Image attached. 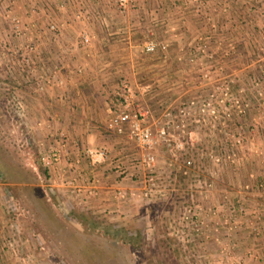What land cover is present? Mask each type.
I'll use <instances>...</instances> for the list:
<instances>
[{"label":"rangeland","instance_id":"1","mask_svg":"<svg viewBox=\"0 0 264 264\" xmlns=\"http://www.w3.org/2000/svg\"><path fill=\"white\" fill-rule=\"evenodd\" d=\"M189 1L194 3H192L193 8L191 10L186 7ZM44 2L45 0H0V144L20 155L24 154L25 150L27 151L29 148L34 149L40 155L46 168L47 177L46 180L41 178L39 184L42 185L44 192L50 191L49 188H52L51 190L57 195L61 211L79 229H82V225L77 217L84 214L87 217H94L103 225L124 227L131 235L138 236L140 244L139 248L127 252L125 255L122 254L116 259L109 257L105 251L106 249L100 248L98 245L100 249H96L97 255L107 256L100 258L98 261L94 259L89 262L85 252L79 250L80 245L83 244L81 239H78L71 232H67L69 229L62 228L65 233L62 240L59 241L43 228L36 216H34L35 219H31V221L33 219L34 221L30 222L28 220L29 212L6 192L5 186L0 180V264H96L97 262L99 264H175L169 259L164 248L163 243L166 242L171 243L175 248L180 264H264V209L260 206L262 196L255 199L256 195L251 194L255 192L264 195V129L262 127L264 122H258L260 114L263 113L258 109L262 108L264 102V0L175 1L176 4L173 5L175 10L169 11L173 13L171 17L175 19L174 23L170 25L172 32L180 36L179 32L183 31L184 36H186L188 31L179 22L185 19H191L193 22L197 21L193 18L194 15L191 17V13H197L201 15V19H204L205 22V27L199 34L207 36L203 41L199 39L202 36L191 40L192 45L196 47L201 43L207 46L206 56L202 55L199 60L197 59L199 63H195L199 66L198 69L200 68L199 76L195 74L192 80L195 87L206 83L207 85L199 90H192V95L202 94L189 97L186 100L205 97L210 99V94L217 92L213 89V86L217 83L220 84V82L227 86L230 84L229 92H232V94L237 95L240 93L242 95L247 93L249 105L246 116L245 118L239 117L235 122L241 132V140L237 146L227 139L224 141L223 153L225 157L221 169L218 170L219 175L215 176L210 171L201 174V176L198 172L191 170L192 180L190 181L183 174L182 168L183 179L179 180L174 169L177 158L182 157L184 164L187 159H195L196 162L200 161L206 165L208 161L203 152L207 151L206 154H213L217 147L214 144H218L217 137L212 133L217 131L215 128H200L201 124H193L190 129L191 132L181 137L183 142L181 148L176 146V140H174L171 141L172 144L170 145L165 144L166 154L159 153L163 163H171L169 175L166 170L168 177L166 176L164 191L159 200L141 203L131 200L129 196L126 199L115 197V193H112L110 199L113 202L106 209L98 202L100 200L98 190L97 195H91L88 189L82 190L79 188L80 190L77 191V188L68 186L64 188V191L60 189L54 191L53 187L50 186L53 183L50 177L56 171L52 170L53 165L49 158H42L49 146L45 141L46 139L43 138L42 130L46 131L48 124L46 121H41L39 116L33 112L28 98L29 95L36 96L34 95L35 92L43 93L44 90L38 87L35 72H32L33 77L31 79L28 76L27 71L34 64L26 54L29 50V47H27L29 37L40 33L37 25L44 21L47 16L51 17L55 13L56 7L54 6L50 5V8L54 11L43 9ZM135 2L136 0L130 2L128 6L133 5ZM237 2L247 7L248 14L253 13V15L250 14L253 17V23H250L251 26L245 24L247 17L244 13L240 14V16L244 15L241 18L236 15L238 16L237 20H241V22L237 21V25H242V27L235 26L237 28L235 29L233 25L227 27L222 24L220 26L217 18L213 14H209V10H207L208 5H213L227 15L233 13L232 7ZM225 6H227V10L222 11ZM244 11L246 12L245 9ZM167 14L168 12H166L165 17ZM147 17L146 15L145 19L149 23L150 20ZM252 17L249 16L248 19L252 20ZM34 23L35 26L32 25ZM212 23L215 25L211 26ZM233 32L240 34L242 38L240 41L246 44L245 48L250 54L245 56L244 63L253 67V71L247 73V75H242V77L246 76L243 80L242 78H235L228 71L221 72L222 69L225 70L224 65L230 58L235 57V53L234 55L225 54L229 44H232L233 51H236L235 40L234 42L229 40L232 34H235ZM243 36L246 38L244 39ZM213 37H217L215 38L216 43L211 40ZM147 41H155L166 45L164 50L157 49L149 53H166L169 48L168 42L148 38L143 44L145 52L147 51L144 49V45ZM214 49L221 55L220 58H215L213 55ZM214 71H217L218 74H213ZM29 91L33 93H27ZM121 92L125 95L127 91L124 87H119L118 92L114 91L111 94L116 97L114 103H119L117 99L122 97L124 102L121 103L126 105L124 95ZM151 100L154 101V107L158 111L157 123L158 119H161L160 116H162L164 110L174 109L176 111L186 101L167 104L166 101L156 97L151 98ZM216 107L231 112V106L227 108ZM142 111H147L146 117L151 112L147 108ZM228 119L223 129L225 133L232 131L234 126L231 118ZM250 134H253L252 141ZM58 135L60 140L61 136ZM225 136L227 137V135ZM56 138L58 139V136L54 138V141L52 140L55 143L58 141ZM201 139L206 141L202 149L201 145H198ZM247 141L250 145L247 144ZM253 143L259 144L252 147ZM260 145H263V147ZM80 146L82 145L80 144ZM230 150L235 153L233 159L226 157ZM24 161L34 171L37 170L29 157H25ZM255 164L259 168L254 166ZM204 177L210 183V186L206 189L202 184ZM127 178L133 184L131 187L125 188L127 191L141 185L140 180L133 179L131 176ZM191 182V191L194 194L195 202L200 203V197L206 195L207 198L204 199L206 207H213L211 210H214V205H218L215 201L218 199L215 194L219 191V188H222L225 203L220 204L223 206L221 210L223 216H220L217 220L219 221V234L217 235L214 232L212 226L215 220H212L213 217H211L206 221V231L195 235V238L193 236L190 241L186 242L175 230L179 228L186 231V228L184 229L182 226L181 212L184 203L189 199V184ZM72 189L75 193H82L81 201H79L78 195L75 196L72 193ZM94 200H97V203H94ZM122 200H126V206ZM262 203L264 202L262 201ZM47 206L45 205V208ZM252 226L256 227L259 234H254ZM229 227H232V229H229ZM216 236L218 238L220 236L219 241L216 240ZM220 241L228 245L217 248L216 243ZM232 242L237 243L234 250L231 248Z\"/></svg>","mask_w":264,"mask_h":264},{"label":"crops","instance_id":"2","mask_svg":"<svg viewBox=\"0 0 264 264\" xmlns=\"http://www.w3.org/2000/svg\"><path fill=\"white\" fill-rule=\"evenodd\" d=\"M175 1L180 0H136L133 5L125 6V11H128L124 14L125 11H119L115 0H45L43 9L54 11L50 8L51 5L56 7L55 13L37 25L40 33L29 37L27 45L29 50L26 54L49 81H43V93L35 92L36 96L29 95L28 98L33 112L41 121L48 124V129L42 130L43 138L50 146L45 154L52 153L57 148L60 152L58 162L52 166V170L56 172L50 177L53 181L50 186L54 191L57 189L64 191V188L68 187L66 182L68 172L77 176V191L79 188L87 190L91 185L90 179L97 177L96 185L100 192L98 202L106 209L113 202L110 198L115 187L121 185L126 188L133 185L128 178L118 175L116 166L122 165L127 174L138 171L131 165L130 160L138 156L141 150L125 136L115 134L108 128V121L111 118L108 101L114 91L118 92L119 87H124L127 91L125 95L121 93L128 109L140 111L150 109L146 122L153 129L158 125V111L151 98L162 99L167 104H177L189 97L202 94L192 95V90H199L207 83L195 87L192 80L195 74L199 76L200 68L198 69L199 66L195 63H188L187 58L191 54H195V58L201 56V52L194 48L191 40L202 36L199 32L204 29L205 22L200 14L191 13V17L192 15L197 17L193 16L197 21L185 19L179 22L189 35L184 36L185 33L180 31V36H177L171 30L170 25L175 19L171 17L173 13L169 12L175 10L173 6L176 4ZM59 2L66 5L64 9L58 7ZM192 3L189 1L186 6L190 10L193 8ZM208 6L209 14L217 18L220 26L233 25L235 29L242 27L237 25V21L241 20H237L236 16H240L241 13L247 17L245 24L253 23L251 16L253 13L248 14L247 7L242 3L237 2L232 7L234 14L227 15L213 5ZM166 12L168 14L165 17ZM85 14L89 15L90 19H84ZM146 15L149 23L146 22ZM249 16L252 20L248 19ZM51 23L56 26L55 32L48 28ZM32 25L35 26V23ZM85 37L89 38L86 43L83 42ZM202 37L200 40L203 41L207 36ZM239 37L238 33L228 37L230 41L235 40L236 51H233L235 57L230 58L224 65L225 70L222 69L221 72L228 71L235 78L243 80L246 76L242 75L253 71V67L244 63L245 56L250 54L245 48L246 44L241 43L242 38ZM148 38L168 42L167 52H145L143 44ZM215 38L217 37L211 38L214 43ZM202 55L206 56L203 53ZM213 55L215 58L221 57L215 49ZM214 72L213 74H218L217 71ZM30 92L33 93L32 91L27 93ZM258 110L263 111L258 120L259 123H263L264 102L262 108ZM262 127L264 129L263 124ZM60 132H65L68 139L70 137L77 139L82 146L91 148L108 146L109 159L102 164L84 161L78 154V147H74L69 141L62 144L58 135ZM57 136L58 141L55 143L53 141ZM249 136L252 141L253 134ZM205 142L204 139L198 142L201 149ZM255 144L259 143H253L252 147ZM164 146L165 144L158 148L159 153L166 154ZM254 166L259 168L257 164ZM72 190L81 201L82 193H75L74 189ZM223 193L222 188L216 192L217 204L225 203ZM251 194L256 195L255 199L262 196L260 206L264 209L262 203L264 195L255 192ZM125 201L122 200L126 206ZM93 202L97 203V200ZM216 246L221 247L218 243Z\"/></svg>","mask_w":264,"mask_h":264},{"label":"built area","instance_id":"3","mask_svg":"<svg viewBox=\"0 0 264 264\" xmlns=\"http://www.w3.org/2000/svg\"><path fill=\"white\" fill-rule=\"evenodd\" d=\"M132 1L134 0H116V5L118 6L120 12H124V7L128 6ZM58 7L64 9L65 5L63 3H59ZM226 10L227 6L222 8V11ZM83 18L87 20L90 19V16L85 14ZM214 25V23L211 24V26ZM48 28L52 32H55L56 30L54 23L49 24ZM88 41V37H85L83 40L84 43ZM194 48L201 52V56H197L196 58L194 57L195 54L188 56L187 62L191 64L196 62L199 63L198 60L202 57V53H207V46L203 45L202 43L197 47L194 46ZM144 49L147 52H152L157 49L164 50L166 49V45L157 43L155 41H147L144 45ZM225 52L227 55L233 54V45L229 44ZM32 72H35V78L38 87L43 89V81L47 82L49 80L45 79V75L35 66L27 71L30 79L33 77ZM229 85L227 86L225 84H221V82L220 84L217 83L214 85L213 89L217 90V92L215 93L216 95L211 93L210 99H208V97L199 99L190 98L184 101L176 111L174 109L164 110L162 116H160L161 119H158V125L156 129H153L151 125L146 122L147 111H130L127 109L126 105H123L120 102L114 103L113 106H109L111 118L108 121V128L113 130L115 134L125 136L141 150L138 156H134L130 160L131 165L137 168L138 171L127 174L125 168H123L122 165L116 166L119 176L123 178L131 176L133 179L135 177V179L141 181V185L137 186L136 188H131L129 191L119 185V187H116L113 191V193H115L114 196L121 199H126L127 196H129L131 200L141 203L151 201L155 202L159 200V198L162 196V192L164 191L165 180L170 173L171 163H163L158 148L163 144L170 145V142L174 140H176V146L181 148L183 146L181 137L191 132L190 129L193 124H201L200 128H215L217 131L212 133H214L217 137L218 144H214L212 142L217 146L213 154H206L207 151L203 152L208 161V164L206 165L200 161L196 162L195 159H187L183 165V174L186 175L190 181L192 180L191 170L198 172L200 175L210 171L213 172L215 176L219 175L220 173H218V170L219 168L221 169L222 161L225 157L223 153V149L225 147L224 141L227 139L235 146L238 145L239 141L241 140V132L236 126L237 124L235 122L239 119V117L245 118L249 105L247 93H243L242 95H240V93L237 95L234 93L232 94V92H229ZM216 106L226 108L231 106V112L227 111V109L224 111V109L217 108ZM227 117L229 119L231 118V122L234 126L232 131L225 133L223 129L227 124ZM225 135H227V137ZM60 136L62 144H66V142L69 141L74 147H78V154L84 161H89L93 164H102L105 163L110 157V150L106 145L98 148H89L80 146L78 140L75 138L70 137L68 139L65 132L60 133ZM58 153L60 152L57 148L56 151L52 152L51 154H45L42 158H49L51 164L55 165L59 160ZM234 154L235 153L230 150V153H228L226 157L233 159ZM166 170L168 171V175ZM68 173L66 178L68 186L72 188H78V180L76 178L77 176L71 172ZM207 180L208 179L206 177L202 179L204 189L210 186V183H208ZM89 183L91 184L88 188L89 194L97 195V177L90 179ZM191 186L192 182L189 184V201L187 200L188 202L186 201L187 203H184L183 210L181 212V219L183 222L182 226L184 229L186 228V231H182V229L179 228H176L175 230V232L177 234L179 233L180 237L185 239L186 242L190 241L193 236L195 238V235L205 232L207 228L206 221L211 217H213L212 220H215L212 227L214 228L215 234L218 235L219 221L217 220H219L220 216H223L221 211L223 208L222 205H214V210H211L213 207H206L204 201V199L207 198L206 195L200 197V203L195 202L194 194H192L191 191ZM229 229H232V227H229ZM252 230L255 232L254 234H259L255 226H252ZM216 237V240L219 241L220 236L219 238L218 236ZM217 243H219L222 248L225 245H228L223 244L222 241ZM236 246L237 243L232 242L231 248L233 250Z\"/></svg>","mask_w":264,"mask_h":264},{"label":"trees","instance_id":"4","mask_svg":"<svg viewBox=\"0 0 264 264\" xmlns=\"http://www.w3.org/2000/svg\"><path fill=\"white\" fill-rule=\"evenodd\" d=\"M115 99V95L110 96L108 101L110 106H113ZM117 101L120 103L124 102L122 97H119ZM170 144L172 143L170 142ZM25 157L30 158L31 163L36 166V171L26 165ZM183 164L184 159L182 157L180 159L177 158L174 169L175 175L176 177L178 176L179 180L183 179ZM46 177V168L40 155L34 149L29 148L27 151L25 150L24 154L20 155L0 144V180L5 186L6 192L29 212L28 220L30 222H33L34 216H36L43 228L59 241L62 240V236L65 233L62 228L69 229L67 232H71L82 240V245L78 243L80 245L79 250L85 252L89 262L94 259L98 261L107 255L116 259L122 254L125 255L127 252L139 248L140 241L138 236L131 235L124 227L103 225L94 217H87L84 214H80L77 217L82 229L71 223L61 211L57 195L51 188H49L50 191L44 192L42 185L39 184L41 178L46 180ZM45 205L51 206L45 208ZM32 218L34 219L31 221ZM98 245L100 248L106 249L107 255H97L96 249L99 248ZM163 245L169 259L175 264H180L177 252L172 244L166 242ZM96 264L99 263L97 262Z\"/></svg>","mask_w":264,"mask_h":264}]
</instances>
